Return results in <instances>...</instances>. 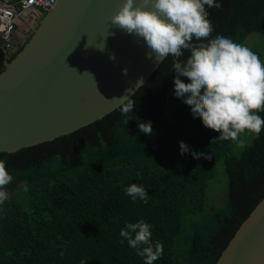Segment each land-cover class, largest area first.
Listing matches in <instances>:
<instances>
[{
  "label": "trees",
  "instance_id": "16d2710c",
  "mask_svg": "<svg viewBox=\"0 0 264 264\" xmlns=\"http://www.w3.org/2000/svg\"><path fill=\"white\" fill-rule=\"evenodd\" d=\"M215 2L221 7L205 5L213 28L209 39L222 35L241 44L250 33L264 36V0ZM5 57L0 46V73ZM173 60L166 57L132 94V118L116 108L69 134L0 152L13 177L4 189L9 198L0 204V264H144L120 236L127 223L138 221L150 225L153 246L163 245L153 264H215L264 196V127L232 155L234 141L212 143L219 133L194 118L184 98L167 115V93L177 75ZM257 114L264 119V112ZM149 121L152 133L145 134L139 124ZM181 141L188 148L184 154ZM218 161L227 203L211 208L208 220L190 223L188 217L204 208ZM133 183L146 190L147 204L126 194Z\"/></svg>",
  "mask_w": 264,
  "mask_h": 264
},
{
  "label": "water",
  "instance_id": "95a60500",
  "mask_svg": "<svg viewBox=\"0 0 264 264\" xmlns=\"http://www.w3.org/2000/svg\"><path fill=\"white\" fill-rule=\"evenodd\" d=\"M135 2L151 9L150 0ZM123 3L57 0L40 14L41 25L0 73V152L53 140L104 117L119 108L113 98L131 96L151 76L160 62L154 54L148 58L143 38L110 24ZM215 264H264V196Z\"/></svg>",
  "mask_w": 264,
  "mask_h": 264
},
{
  "label": "clouds",
  "instance_id": "9594fccd",
  "mask_svg": "<svg viewBox=\"0 0 264 264\" xmlns=\"http://www.w3.org/2000/svg\"><path fill=\"white\" fill-rule=\"evenodd\" d=\"M150 2L151 9H147L135 0H124L119 11L110 18V24L143 38L150 49L147 53L149 59L153 54L158 62L168 56L174 57L175 95L184 98L194 118H200L206 128L219 133L218 137L212 138V143L217 140L237 141L246 130L259 135L264 127V119L257 114L264 112V62L247 46L222 35L209 39L213 28L205 5L209 8H220L221 5L215 0ZM99 49L103 50L104 46ZM185 50L189 54L186 59H181ZM181 77H187L190 82L185 83ZM113 99L118 100L117 107L127 120L132 118L129 115L135 104L132 95ZM139 128L145 134L152 133L150 121L141 122ZM180 149L181 154L188 151L183 141ZM192 155L198 157L202 154ZM12 179L5 162L0 160V204L9 198L4 189ZM24 190L27 191L26 183ZM124 190L133 200L140 198L148 203V193L142 186L133 183ZM120 236L123 238L121 243L126 240L129 247L144 258V264H153L163 254L161 243L154 246L151 243L150 225L144 221L127 223L120 230Z\"/></svg>",
  "mask_w": 264,
  "mask_h": 264
},
{
  "label": "rangeland",
  "instance_id": "374dc122",
  "mask_svg": "<svg viewBox=\"0 0 264 264\" xmlns=\"http://www.w3.org/2000/svg\"><path fill=\"white\" fill-rule=\"evenodd\" d=\"M11 1V0H10ZM35 11L31 10L27 12V17H25L21 23L19 24V28L17 29L20 32V35L15 39V44L21 45V49L25 46V44L29 41V39L33 36L35 29L41 25L42 16L38 15ZM37 12H40L39 10ZM244 46L250 48L253 52L259 53V58L262 62H264V36L253 32L247 35L245 40L241 43ZM20 49V50H21ZM178 97L175 95V89L172 88L167 93V102L165 105V112L168 115L169 111L177 104ZM255 133L248 132L247 130L242 133L237 141H234L232 145V149L229 154L238 155L241 150L248 145ZM242 141L243 143H240ZM227 183L226 176L224 173V168L222 161H218L216 164V173L214 177L211 178L208 188H207V200L204 204V208L202 211L190 215L188 217V222L190 223H200L205 220H208L211 215V208L215 207H223L227 203ZM189 228L192 227V224L188 225Z\"/></svg>",
  "mask_w": 264,
  "mask_h": 264
},
{
  "label": "built area",
  "instance_id": "2783aa9c",
  "mask_svg": "<svg viewBox=\"0 0 264 264\" xmlns=\"http://www.w3.org/2000/svg\"><path fill=\"white\" fill-rule=\"evenodd\" d=\"M57 0H0V46L8 51L12 50L17 38V25L27 17L31 10L40 14L51 9Z\"/></svg>",
  "mask_w": 264,
  "mask_h": 264
},
{
  "label": "flooded vegetation",
  "instance_id": "af4514ba",
  "mask_svg": "<svg viewBox=\"0 0 264 264\" xmlns=\"http://www.w3.org/2000/svg\"><path fill=\"white\" fill-rule=\"evenodd\" d=\"M15 33H16L17 36L20 35V32H19L18 30H16ZM20 46H21V45L16 44V45L13 46L12 50L4 51L6 57H5L4 61H3V65H4L5 61H8L7 59L9 58V55H10L11 53H15V54H17V53L19 52Z\"/></svg>",
  "mask_w": 264,
  "mask_h": 264
},
{
  "label": "bare ground",
  "instance_id": "6f19581e",
  "mask_svg": "<svg viewBox=\"0 0 264 264\" xmlns=\"http://www.w3.org/2000/svg\"><path fill=\"white\" fill-rule=\"evenodd\" d=\"M4 51H6V50H4Z\"/></svg>",
  "mask_w": 264,
  "mask_h": 264
}]
</instances>
